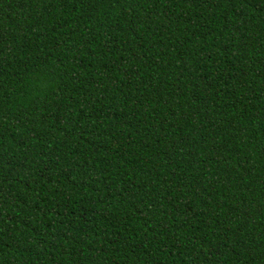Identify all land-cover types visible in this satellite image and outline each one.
Segmentation results:
<instances>
[{
    "label": "trees",
    "instance_id": "16d2710c",
    "mask_svg": "<svg viewBox=\"0 0 264 264\" xmlns=\"http://www.w3.org/2000/svg\"><path fill=\"white\" fill-rule=\"evenodd\" d=\"M0 264H264V0H0Z\"/></svg>",
    "mask_w": 264,
    "mask_h": 264
}]
</instances>
